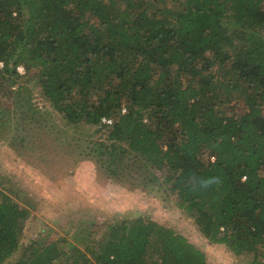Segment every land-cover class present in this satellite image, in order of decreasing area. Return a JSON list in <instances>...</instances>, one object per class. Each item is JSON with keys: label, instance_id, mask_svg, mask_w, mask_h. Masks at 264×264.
Masks as SVG:
<instances>
[{"label": "trees", "instance_id": "16d2710c", "mask_svg": "<svg viewBox=\"0 0 264 264\" xmlns=\"http://www.w3.org/2000/svg\"><path fill=\"white\" fill-rule=\"evenodd\" d=\"M149 2L0 0L4 72L34 71L73 124L112 119L108 138L162 171L210 242L264 264V0ZM26 214L0 191V264L20 248L17 264H209L149 217L109 227L90 253L22 246Z\"/></svg>", "mask_w": 264, "mask_h": 264}, {"label": "rangeland", "instance_id": "374dc122", "mask_svg": "<svg viewBox=\"0 0 264 264\" xmlns=\"http://www.w3.org/2000/svg\"><path fill=\"white\" fill-rule=\"evenodd\" d=\"M159 1L150 0V9ZM257 30L264 35V27ZM18 66L17 73L0 67V191L27 211L22 246L58 241L90 253L109 227L149 217L184 233L209 264H250L253 254L235 255L203 235L162 171L108 138L113 122H69L46 99L36 73ZM23 258L20 248L2 264Z\"/></svg>", "mask_w": 264, "mask_h": 264}, {"label": "built area", "instance_id": "2783aa9c", "mask_svg": "<svg viewBox=\"0 0 264 264\" xmlns=\"http://www.w3.org/2000/svg\"><path fill=\"white\" fill-rule=\"evenodd\" d=\"M4 66V62L3 61H0V67H3ZM18 70H19V72H21V73H25V67L23 66V65H19L18 66ZM103 121L104 122H108V123H112L113 122V120L112 119H108V118H103Z\"/></svg>", "mask_w": 264, "mask_h": 264}]
</instances>
